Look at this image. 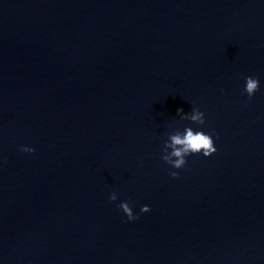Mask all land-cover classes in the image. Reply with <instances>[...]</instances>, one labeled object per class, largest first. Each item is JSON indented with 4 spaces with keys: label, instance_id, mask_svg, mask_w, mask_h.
Returning <instances> with one entry per match:
<instances>
[{
    "label": "clouds",
    "instance_id": "obj_1",
    "mask_svg": "<svg viewBox=\"0 0 264 264\" xmlns=\"http://www.w3.org/2000/svg\"><path fill=\"white\" fill-rule=\"evenodd\" d=\"M246 86L245 92L247 96L251 98L259 90V80L252 76L244 77ZM183 109H178L177 114H182ZM183 118L189 119L190 121L203 125L205 123L204 113L198 108H192L191 114H184ZM170 141V142H169ZM171 151L168 152V149ZM21 151L24 152H35L34 148L27 146H22ZM163 151L166 153L163 155L162 159L171 165L175 169H181L186 164L185 157L194 154L202 153L205 157L213 155L217 149L214 145L213 138L210 134H205L203 131H193L190 127L186 128L185 134L183 136L176 134L170 135L168 141L165 142ZM172 178H177L179 176L178 172L169 173ZM111 201L117 200V194L111 193L109 196ZM118 207L126 214L129 221L139 219L137 215H134L132 207L127 202H121ZM141 212L147 213L150 211L148 205H144L140 209Z\"/></svg>",
    "mask_w": 264,
    "mask_h": 264
}]
</instances>
